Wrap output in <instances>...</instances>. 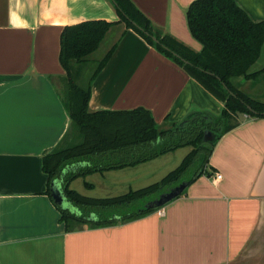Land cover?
<instances>
[{
	"label": "crops",
	"instance_id": "1",
	"mask_svg": "<svg viewBox=\"0 0 264 264\" xmlns=\"http://www.w3.org/2000/svg\"><path fill=\"white\" fill-rule=\"evenodd\" d=\"M129 1L154 27L201 50L185 18L193 0ZM235 2L252 21L264 20V0ZM97 19L118 20L109 0H0V264H264V117L239 115L215 142L208 176L164 206L126 222L67 229L42 157L66 138L70 124L61 100V32ZM106 38L117 42L90 84V111L142 107L160 129L190 111H221L222 102L133 30L116 25ZM180 148L188 151L178 162L191 150ZM180 148L124 169L134 170V180L118 175L123 169L97 173L99 180L83 181L79 194L90 197L98 186L110 198L123 182L137 189L156 183L147 179L158 175L159 160ZM71 171L74 165L65 167L57 185ZM215 173L221 179L213 180ZM94 175L68 188L77 192L72 184Z\"/></svg>",
	"mask_w": 264,
	"mask_h": 264
},
{
	"label": "trees",
	"instance_id": "2",
	"mask_svg": "<svg viewBox=\"0 0 264 264\" xmlns=\"http://www.w3.org/2000/svg\"><path fill=\"white\" fill-rule=\"evenodd\" d=\"M109 2L117 21L86 20L65 26L60 35L59 62L65 72L61 100L70 124L66 138L42 157V170L50 182L61 177L65 167L75 166L76 171L62 177L64 196L79 211H60L67 229L75 225L103 227L154 211L157 208H144L151 199L182 181L188 185L202 175L208 176V160L215 142L237 125L239 115L264 117V101L252 99L233 83L237 78L256 83L264 76V67L251 71L264 44V20L252 21L235 0H193L185 18L191 36L201 45L200 51H194L154 27L129 0ZM116 25H122L123 31L133 30L184 69L222 102L219 114L190 111L168 129H160L152 114L142 107L90 111V84L106 64L117 40L99 60L90 56ZM83 79L80 84L78 81ZM205 131L214 134L211 142L203 140ZM184 146L191 150L180 164L146 187L110 198H90L68 188L77 177L134 167ZM89 214L96 219H88Z\"/></svg>",
	"mask_w": 264,
	"mask_h": 264
},
{
	"label": "rangeland",
	"instance_id": "3",
	"mask_svg": "<svg viewBox=\"0 0 264 264\" xmlns=\"http://www.w3.org/2000/svg\"><path fill=\"white\" fill-rule=\"evenodd\" d=\"M109 46H110V38H105L102 41V43L100 44L99 48L93 54H91L90 58L92 60H99L104 55L105 51L109 48ZM263 67H264V44H263V47L261 50V54H260L259 58L256 60V62L253 64L251 71H256V70H259ZM84 78H85V76H84ZM84 80L85 79L78 81V82L81 84V82H84ZM233 83L236 84L237 86H239V89L242 92L246 93L252 99L264 101V76H261L257 80L256 83L251 82V81L246 82L245 80L240 79V78L233 80ZM187 151H188V148H180L177 152H175L173 154V156H171L172 157L171 160H169L167 155L164 156L163 158H161V160H159L158 163H161L162 167L159 168L158 175L149 176V178H151V179H147V180H149V182H154L155 180L159 181L163 177L162 174H164V172L166 173L168 170L169 171L172 170L174 168V166H176V165H172V164L177 163L179 160L177 158H179L180 155L182 156V154H184L185 152L187 153ZM180 161L177 164H179ZM171 166H173V167H171ZM124 169H126V168H124ZM124 169L122 171L118 172V175H122V178H127L128 181H130L132 179L134 180V175H135L134 170H130V169L124 170ZM165 170H167V171H165ZM129 171H133V172H129ZM97 173L98 172H95L94 173L95 175L91 176L90 178L76 180L72 184L73 189L77 190V192L79 193L81 190H83V188H82L83 181L95 182L96 180H99V177H98L99 175ZM133 184L134 183H130V185H131L130 186L129 184H126L123 182V184L120 187H117V189H115L111 193H109V194L113 195V196L110 195V197H116V196H119V195L126 193L130 189L134 190V189L139 188L137 185H133ZM105 194L106 193H103L101 191L100 187L96 186L94 190H92L88 193V196L94 197V198H103V197L107 196ZM119 212H121V211H119ZM75 213L78 214L79 211L75 210ZM75 226H78V225H75Z\"/></svg>",
	"mask_w": 264,
	"mask_h": 264
},
{
	"label": "water",
	"instance_id": "4",
	"mask_svg": "<svg viewBox=\"0 0 264 264\" xmlns=\"http://www.w3.org/2000/svg\"><path fill=\"white\" fill-rule=\"evenodd\" d=\"M213 136L214 134L211 131H205L203 135V140L205 142H211L214 138ZM186 186H187L186 181L180 182L179 184L171 187L166 192L159 194L156 198L151 199L149 202H147L144 205V208L153 209L164 206L174 198L181 195V193L184 191ZM50 191L54 202L58 204L63 210H71L74 208L73 205L69 201H67L62 191V188L59 185H57V183L54 180L51 183Z\"/></svg>",
	"mask_w": 264,
	"mask_h": 264
},
{
	"label": "built area",
	"instance_id": "5",
	"mask_svg": "<svg viewBox=\"0 0 264 264\" xmlns=\"http://www.w3.org/2000/svg\"><path fill=\"white\" fill-rule=\"evenodd\" d=\"M221 179V175L218 173L214 174L213 180Z\"/></svg>",
	"mask_w": 264,
	"mask_h": 264
}]
</instances>
